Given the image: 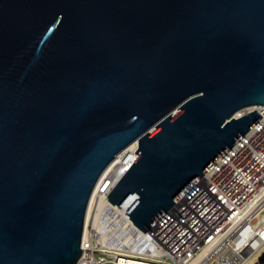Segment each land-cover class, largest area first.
I'll list each match as a JSON object with an SVG mask.
<instances>
[{
  "label": "water",
  "instance_id": "obj_1",
  "mask_svg": "<svg viewBox=\"0 0 264 264\" xmlns=\"http://www.w3.org/2000/svg\"><path fill=\"white\" fill-rule=\"evenodd\" d=\"M256 106L264 0H0V264H76L92 191L134 141L106 198L146 232Z\"/></svg>",
  "mask_w": 264,
  "mask_h": 264
},
{
  "label": "built area",
  "instance_id": "obj_2",
  "mask_svg": "<svg viewBox=\"0 0 264 264\" xmlns=\"http://www.w3.org/2000/svg\"><path fill=\"white\" fill-rule=\"evenodd\" d=\"M253 110L260 119L146 232L124 215L126 205L120 207L127 230L146 250H128L108 227L83 226L76 264H258L264 253V107L235 117ZM104 185L97 193L107 197Z\"/></svg>",
  "mask_w": 264,
  "mask_h": 264
},
{
  "label": "bare ground",
  "instance_id": "obj_3",
  "mask_svg": "<svg viewBox=\"0 0 264 264\" xmlns=\"http://www.w3.org/2000/svg\"><path fill=\"white\" fill-rule=\"evenodd\" d=\"M236 116V115H235ZM137 149V142L128 145L122 152L118 153L102 172L86 208L84 226L95 228L108 227L118 243L133 253H142L146 250L141 237L127 230L128 224L120 214V207L111 205L105 195H98L99 189L104 185L106 193L113 184L125 172V169L137 156L134 151ZM102 227V228H103ZM134 228V227H132Z\"/></svg>",
  "mask_w": 264,
  "mask_h": 264
}]
</instances>
